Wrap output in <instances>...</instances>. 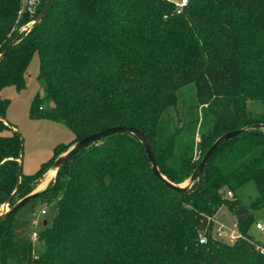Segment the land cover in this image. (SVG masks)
Instances as JSON below:
<instances>
[{"label": "trees", "instance_id": "1", "mask_svg": "<svg viewBox=\"0 0 264 264\" xmlns=\"http://www.w3.org/2000/svg\"><path fill=\"white\" fill-rule=\"evenodd\" d=\"M44 2L31 15L21 0H0V53ZM34 54L44 87L28 115L59 122L74 137L23 174V140L6 122L9 99L0 96V205L31 193L75 141L113 125L141 130L160 173L180 184L220 135L264 124V112L247 110L248 101L264 104V0H187L181 8L173 0H51L0 58V90L25 87ZM190 84L193 107L209 120L196 160L177 143L179 129L166 138L157 133L163 112L177 106V91ZM250 180L257 196L248 205L226 196ZM52 184L25 204L55 211L39 236L42 251L35 255L32 240L16 234L17 211L0 221V264H264V243L248 235L251 210L264 206L263 128L219 145L185 193L152 172L141 143L126 132L79 150ZM224 204L237 220L232 242L210 233Z\"/></svg>", "mask_w": 264, "mask_h": 264}, {"label": "rangeland", "instance_id": "2", "mask_svg": "<svg viewBox=\"0 0 264 264\" xmlns=\"http://www.w3.org/2000/svg\"><path fill=\"white\" fill-rule=\"evenodd\" d=\"M177 8L183 5L179 4L181 0H173ZM42 0H21V10L25 9L29 14H34L41 5ZM20 10V11H21ZM39 60L37 54L31 58L25 73V87L16 90L14 86H5L0 90L2 98H8L9 104L5 111V120L14 127L22 137V173L31 174L35 172L42 163L46 162L53 155V148L59 143H67L73 138V133L59 122L48 119H31L28 115V109L31 99L36 93L43 92L44 84L36 78L38 72ZM178 102L176 108H168L161 116L160 123L157 127L158 136L166 138L176 128L179 129L178 142L181 148L189 156L196 160L201 157L200 153V136L209 128V120L206 118V112L202 107H193L195 104V93L192 84L180 88L177 91ZM247 110L254 116H259L264 112V104L258 100H251L247 103ZM5 129L2 133H8ZM179 145V146H180ZM180 150V148L178 149ZM48 170H51L49 168ZM35 185L33 191L42 188V181L47 176V171ZM52 175V171L48 174ZM48 176V183L44 189L53 181V176ZM187 180L180 184H185ZM42 190V189H41ZM226 196L238 198L243 204L248 205L256 196L257 189L253 181H247L230 195ZM0 205V212L2 210ZM42 210L45 213H42ZM55 211L51 206L38 203L33 210L28 205L23 206L16 213V226L22 229L20 237H29L33 242V252L38 255L43 249V242L39 236L44 229L43 221L47 220L48 224L54 216ZM253 224L248 230L250 238L258 244L264 243V206L251 210ZM256 223H260L263 229H257ZM47 224V225H48ZM223 227V235L219 236L217 231ZM212 237L225 242H232L238 235L237 220L234 213L227 205H222L213 217ZM203 238V236H201ZM262 246V245H260Z\"/></svg>", "mask_w": 264, "mask_h": 264}, {"label": "water", "instance_id": "3", "mask_svg": "<svg viewBox=\"0 0 264 264\" xmlns=\"http://www.w3.org/2000/svg\"><path fill=\"white\" fill-rule=\"evenodd\" d=\"M50 1L51 0H45L40 12L38 13V15L33 20H31L29 23L22 25L16 31L14 36L10 39V41L8 42L6 47L0 53V58L3 57L7 53V51L11 48V46L16 41L18 35L22 31L29 29L31 26L38 23L42 19V17L44 16V14H45V12H46L49 4H50ZM251 128H263L264 129V124H252V125L245 126L243 128L227 131V132L223 133L222 135H220L211 144V146L205 151L200 162L194 168L191 175L187 179L186 183L182 185V184H175V183L170 182L160 173L158 166H157V163H156V160H155L153 149L150 145V142L147 140L145 134L141 130H139L138 128H136L134 126L126 125V124L113 125V126L95 131L89 135H86V136L78 139L68 149H66L64 152H62L60 155H58L56 157V159L54 160L53 165L51 167V170H53V172H54L53 179H52V181H53L52 186H54L57 182L58 169L66 161H68L74 154H76L79 150H81L85 146L89 145L90 143H93L95 141L100 140L101 138H103L105 136L111 135V134L116 133V132H126V133H131L132 135H134L139 140V142L141 143L142 147L144 148L147 159L151 165L152 172L170 189L177 191V192L185 193L189 190V188L191 187L193 182L198 180L205 163L208 161V159L211 157L212 153L216 150V148L219 145H221L223 142L243 133L245 130L251 129ZM20 174H21V169H19V171H18V179L16 182L14 192L18 189L19 181H20ZM42 190H36V191L29 193L28 195H26L23 198H21L20 200H18L12 206H10V201H11L13 195L9 196L8 199L2 205V210L0 212V221L3 219H6L10 215L17 212L20 208L25 206V204L28 201H30L32 198L36 197L38 195V193ZM43 225H46V220L43 221ZM22 231H23L22 229H17L16 234L18 236H21Z\"/></svg>", "mask_w": 264, "mask_h": 264}, {"label": "built area", "instance_id": "4", "mask_svg": "<svg viewBox=\"0 0 264 264\" xmlns=\"http://www.w3.org/2000/svg\"><path fill=\"white\" fill-rule=\"evenodd\" d=\"M186 3H187V0H181V2L179 4L185 5ZM230 194H231V192H228V195H230ZM42 213L44 214L45 211L42 210ZM222 228L223 227L221 226L220 229L217 231V234L219 236L223 235V233H224V231L222 230ZM256 228L257 229H263V226L260 223H256ZM200 241L201 242L204 241V238H201ZM260 250H261L262 253H264V247L263 246H260Z\"/></svg>", "mask_w": 264, "mask_h": 264}, {"label": "crops", "instance_id": "5", "mask_svg": "<svg viewBox=\"0 0 264 264\" xmlns=\"http://www.w3.org/2000/svg\"><path fill=\"white\" fill-rule=\"evenodd\" d=\"M180 2H181V1H180ZM180 2H179V3H180ZM175 3H177V2H175ZM248 102H249V101H248ZM248 102H247V103H248ZM247 105H248V104H247ZM13 129H14V127H13ZM6 134H7V133H6ZM73 137H74V136H73ZM72 139H73V138H72ZM72 139H71V140H72ZM50 171H53V170H48V171H47V174H46L47 176H45V177H46L45 180H43L42 183H41V185L43 184V185H42V188H40L39 190L44 189L45 185L48 183V181H49V180H48V176H49L48 174L50 173ZM53 175H54V172H53V174L50 175L49 177L51 178Z\"/></svg>", "mask_w": 264, "mask_h": 264}, {"label": "bare ground", "instance_id": "6", "mask_svg": "<svg viewBox=\"0 0 264 264\" xmlns=\"http://www.w3.org/2000/svg\"><path fill=\"white\" fill-rule=\"evenodd\" d=\"M52 174H53V171H52Z\"/></svg>", "mask_w": 264, "mask_h": 264}]
</instances>
